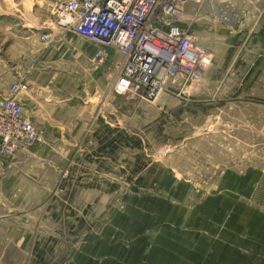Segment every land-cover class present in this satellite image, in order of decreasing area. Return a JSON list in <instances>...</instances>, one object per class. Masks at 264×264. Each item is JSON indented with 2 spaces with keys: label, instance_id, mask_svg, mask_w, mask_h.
<instances>
[{
  "label": "rangeland",
  "instance_id": "1",
  "mask_svg": "<svg viewBox=\"0 0 264 264\" xmlns=\"http://www.w3.org/2000/svg\"><path fill=\"white\" fill-rule=\"evenodd\" d=\"M58 1L0 0V95L20 81ZM245 1L230 6L239 15ZM244 39H231L232 55ZM217 59L194 86L156 100L115 95L95 131H42L18 153L10 174L0 172V264H175L176 208L182 218L193 211L194 240L211 243L198 219L227 187L223 173L251 168L264 183V66L228 69ZM29 219L31 255L18 246Z\"/></svg>",
  "mask_w": 264,
  "mask_h": 264
},
{
  "label": "crops",
  "instance_id": "2",
  "mask_svg": "<svg viewBox=\"0 0 264 264\" xmlns=\"http://www.w3.org/2000/svg\"><path fill=\"white\" fill-rule=\"evenodd\" d=\"M244 4L239 15L230 6V0H206L201 6L188 7L192 12L201 10V19L193 25L200 43L228 69L264 66V0H246ZM209 9L215 17L209 16ZM49 27L39 33L43 43L19 69L20 81L27 85L18 95L25 105L26 116L44 132L95 131L99 126L97 120L112 115L111 101L118 95L113 85L124 56L113 49L108 63L99 67L93 60L96 49L93 42L54 28L52 23ZM241 31L245 39L237 52L243 54L237 59L238 54L232 55L231 39ZM43 32L49 33V39L41 38ZM201 35L217 37L220 42L205 45ZM218 59L214 64L217 65ZM15 160L16 157L2 171L4 174H10ZM226 178L227 187L225 184L220 195L204 202L203 215L198 219L215 237L211 241L212 250L205 246L211 244L209 235L195 240L192 236L193 211L185 210L192 212L191 216L182 218L178 214L182 211L175 209L174 220L178 224L174 233L179 239L174 244L175 264H201L203 260L202 264H264V183L260 171L251 168L237 173L225 171L223 186ZM34 222L29 219V224L24 223L18 240L20 250L29 255L36 242ZM194 241L201 246L196 251L191 250Z\"/></svg>",
  "mask_w": 264,
  "mask_h": 264
},
{
  "label": "built area",
  "instance_id": "3",
  "mask_svg": "<svg viewBox=\"0 0 264 264\" xmlns=\"http://www.w3.org/2000/svg\"><path fill=\"white\" fill-rule=\"evenodd\" d=\"M205 0H59L51 23L96 45L93 60L105 66L112 50L124 60L113 85L118 95L136 94L156 100L174 93L175 85L194 86L212 65L213 53L203 46L193 25L202 17L190 4ZM264 7V6H263ZM208 14L215 17L209 9ZM48 32L41 38L49 39ZM24 81L13 83L8 96L0 95V172L43 133L26 116L19 93Z\"/></svg>",
  "mask_w": 264,
  "mask_h": 264
}]
</instances>
